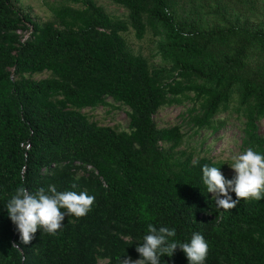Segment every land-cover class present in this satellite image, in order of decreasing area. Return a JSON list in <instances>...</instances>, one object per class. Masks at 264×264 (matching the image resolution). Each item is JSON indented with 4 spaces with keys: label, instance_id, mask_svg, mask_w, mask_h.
I'll list each match as a JSON object with an SVG mask.
<instances>
[{
    "label": "trees",
    "instance_id": "16d2710c",
    "mask_svg": "<svg viewBox=\"0 0 264 264\" xmlns=\"http://www.w3.org/2000/svg\"><path fill=\"white\" fill-rule=\"evenodd\" d=\"M20 1L0 0V264L136 260L149 223L175 228L179 241L201 233L204 264H264V199L217 209L200 168L231 176L194 139L233 117L242 150L264 153V0H104L124 17L94 0H59L40 24ZM129 31L157 40L159 65L133 52ZM107 98L128 109L127 131L81 113ZM174 106H188L186 132L154 121ZM49 185L87 192L91 210L22 244L4 204L18 186ZM162 264L188 262L177 249Z\"/></svg>",
    "mask_w": 264,
    "mask_h": 264
},
{
    "label": "clouds",
    "instance_id": "9594fccd",
    "mask_svg": "<svg viewBox=\"0 0 264 264\" xmlns=\"http://www.w3.org/2000/svg\"><path fill=\"white\" fill-rule=\"evenodd\" d=\"M227 164L232 172L225 178L220 166L202 165L200 182L217 209H233L240 200L264 199V153L249 147L232 155ZM234 194L236 199H233ZM94 197L85 191H57L52 185L30 191L18 186L6 200L4 211L15 227L22 244H28L39 229L54 235L62 228L68 215L83 217L90 210ZM175 228L149 223L145 234L136 242L138 259L125 257L120 264H162L163 257H171L178 249L188 264H204L208 244L199 232H192L185 241L175 239ZM13 247H17L14 245Z\"/></svg>",
    "mask_w": 264,
    "mask_h": 264
},
{
    "label": "rangeland",
    "instance_id": "374dc122",
    "mask_svg": "<svg viewBox=\"0 0 264 264\" xmlns=\"http://www.w3.org/2000/svg\"><path fill=\"white\" fill-rule=\"evenodd\" d=\"M59 0H21L15 5V8L23 14L29 15L30 19L40 24L49 19L50 13L48 7ZM98 6H101L108 14L116 17H124L125 11L112 5L104 0H94ZM124 38L134 53L140 54L152 64L159 65V58L156 56L157 40L152 38L150 34H146L141 40H136L133 33L129 31L124 35ZM47 77V74L33 75L31 79L40 80ZM188 106H174L164 108L155 114L154 121L159 128L172 127L175 125L182 126L184 132L187 128L184 127V121L181 118ZM128 109L111 99H105V105L96 106L92 109L82 110L89 120L95 122L99 126L111 127L117 131H127L128 129ZM260 135H264V121L258 126ZM190 134V133H189ZM195 140H203L202 148L205 150V155L215 161L224 163L230 160L232 155L243 151L241 148V125L231 117L224 129L219 130L215 134H206L194 138ZM199 149V144L195 145ZM225 175L232 176L231 170L225 164Z\"/></svg>",
    "mask_w": 264,
    "mask_h": 264
}]
</instances>
